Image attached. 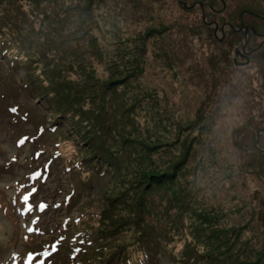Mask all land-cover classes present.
<instances>
[{"label": "rangeland", "instance_id": "obj_1", "mask_svg": "<svg viewBox=\"0 0 264 264\" xmlns=\"http://www.w3.org/2000/svg\"><path fill=\"white\" fill-rule=\"evenodd\" d=\"M87 3L0 0V264H264V0Z\"/></svg>", "mask_w": 264, "mask_h": 264}, {"label": "trees", "instance_id": "obj_2", "mask_svg": "<svg viewBox=\"0 0 264 264\" xmlns=\"http://www.w3.org/2000/svg\"><path fill=\"white\" fill-rule=\"evenodd\" d=\"M202 5H203V3H202ZM91 6H92V0H90V1L88 0V3L85 6H81L84 9V12H85L86 16H88L89 13L91 12L90 11V7ZM77 7H78V5H70V7L68 8V11H70L72 9H75ZM199 8L201 9L202 7L199 6ZM5 51H7V49L3 48V50L1 52L6 54ZM17 59H18L17 56H14L13 58H11V60L9 62V65L11 67H14L15 64L18 63L16 61ZM23 69H24V67H23ZM29 75H31V74L29 73ZM21 77H24V75H22ZM36 80H37V78L36 79L33 78L32 81H31V80H29L26 77V79L24 81L27 82L26 85L27 84L31 85V83H33V81L35 82ZM40 85H41L40 81H38L34 85H32L31 87H32L33 90H38L41 99H45L47 97L46 101L48 103V106L51 105V104L55 105V92L53 90H51L49 88V86L44 85V87H41ZM53 112H55V113L56 112L64 113V115H67V118H65L63 114H60V115H63V116H61V121H60V119H58L57 120L58 123H53L52 124V129L55 128V127L58 128V125L60 123H62L63 120H67L68 124H70V114H69L68 111H66V109H64L62 111L61 108H58V109H55ZM77 136L79 137L78 134H77ZM79 138H81V137H79ZM81 141L83 143H87L86 140H84V139H81ZM86 145H87V147L89 146L88 143ZM91 150H93V149H90V151ZM94 151H95V155L98 157V159L99 158H102V159L105 158V159H107L109 161H112L114 159V157H117V156H114V157L111 156L108 152H107L108 155H105L104 152H103L104 148L102 146L98 147V151H96V150H94ZM92 155H94V154H92ZM89 158H86V159H89ZM182 161H184V159ZM91 164H92V162H91ZM102 164H103V162L99 161V160L97 161V164H96V162L95 163L93 162V166H95L97 168L102 167ZM139 169H140V171H143L141 167ZM152 170H154V169L153 168H148L149 172L146 173L147 175L145 174V171H143L142 172L143 176L140 177V180L144 181L146 186H148L149 188L152 187L153 185L159 186L163 182V180H167L168 179L169 175H167V176L164 175L163 176V175L154 174V173H152ZM145 179H148V180L145 181ZM138 224H140V221L136 223V225H138ZM141 234L137 235V237L135 239H133V245L136 244L137 247H138V250H141V251L144 252L143 257L142 258H135V259L131 260L129 258V256L127 255L126 251H124V252H122L120 254V257L117 260V264H158L157 260H156L157 259V255L161 254V251L163 249V244L159 240L158 234L155 233V236L153 238H150L149 236H146L147 239H145L143 236H141ZM213 259H216L215 256H213Z\"/></svg>", "mask_w": 264, "mask_h": 264}, {"label": "snow or ice", "instance_id": "obj_3", "mask_svg": "<svg viewBox=\"0 0 264 264\" xmlns=\"http://www.w3.org/2000/svg\"><path fill=\"white\" fill-rule=\"evenodd\" d=\"M11 111L14 112L15 109H12ZM19 143L20 144H23L24 143V140H21ZM30 195L31 194L29 193L28 195H25L24 197L21 198L22 199V202L25 204V210L28 211V212H31L32 211L31 206L28 205V201H29ZM45 207H46L45 205H41L40 206V210H43ZM56 207H59V205H56ZM28 231H29V233H31L33 231V229L32 228H29ZM57 243H59V241ZM55 250H56V246L53 245L52 246V251H55ZM77 251H79V249H77ZM41 255H43L45 257V259H47V257L51 255V252L45 251V252L41 253ZM15 259L16 258L14 256L13 257V260L15 261ZM33 259H34V256L32 254H29L28 258L25 261V264H32V260ZM39 264H44V261H40Z\"/></svg>", "mask_w": 264, "mask_h": 264}, {"label": "bare ground", "instance_id": "obj_4", "mask_svg": "<svg viewBox=\"0 0 264 264\" xmlns=\"http://www.w3.org/2000/svg\"><path fill=\"white\" fill-rule=\"evenodd\" d=\"M5 249V250H4ZM7 249L6 248H4L3 246H2V244H0V254H2L4 251H6Z\"/></svg>", "mask_w": 264, "mask_h": 264}, {"label": "flooded vegetation", "instance_id": "obj_5", "mask_svg": "<svg viewBox=\"0 0 264 264\" xmlns=\"http://www.w3.org/2000/svg\"><path fill=\"white\" fill-rule=\"evenodd\" d=\"M247 57H248V56H243V58H244V60H245V61H247V60H248V58H247ZM245 63H247V64H248L249 62L247 61V62H245ZM241 64H243V63H241Z\"/></svg>", "mask_w": 264, "mask_h": 264}, {"label": "water", "instance_id": "obj_6", "mask_svg": "<svg viewBox=\"0 0 264 264\" xmlns=\"http://www.w3.org/2000/svg\"><path fill=\"white\" fill-rule=\"evenodd\" d=\"M198 4H199V3H198ZM199 6H202V3H200ZM216 25H217V24H215V28H217ZM216 30H217V29H216ZM222 30H223V28H222ZM247 58H248V57H247ZM247 61H248V60H247ZM247 61H246V62H247ZM245 64H247V63H245Z\"/></svg>", "mask_w": 264, "mask_h": 264}]
</instances>
